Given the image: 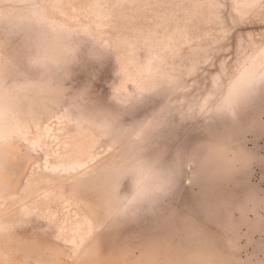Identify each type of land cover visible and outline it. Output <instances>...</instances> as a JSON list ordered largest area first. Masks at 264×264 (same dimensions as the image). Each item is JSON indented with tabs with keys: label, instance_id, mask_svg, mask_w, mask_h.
Masks as SVG:
<instances>
[{
	"label": "rangeland",
	"instance_id": "1",
	"mask_svg": "<svg viewBox=\"0 0 264 264\" xmlns=\"http://www.w3.org/2000/svg\"><path fill=\"white\" fill-rule=\"evenodd\" d=\"M0 264H264V0H0Z\"/></svg>",
	"mask_w": 264,
	"mask_h": 264
}]
</instances>
